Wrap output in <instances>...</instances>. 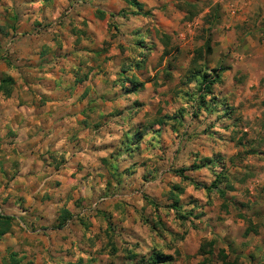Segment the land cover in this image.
Masks as SVG:
<instances>
[{"label":"rangeland","instance_id":"rangeland-1","mask_svg":"<svg viewBox=\"0 0 264 264\" xmlns=\"http://www.w3.org/2000/svg\"><path fill=\"white\" fill-rule=\"evenodd\" d=\"M163 1L147 0L151 17H133L121 0H0V79L10 76L12 89L44 97L59 66L79 97L92 90L83 92L77 81L91 78L97 99L85 109L96 135L82 137L71 126L61 136L41 123L17 169H8L21 176L16 183L7 179L0 195V211L17 219L0 238V264H9L11 254L23 257L20 264L47 257L51 264H145L154 253L172 257L166 264H200L198 249L210 241L213 256L203 264H220L222 249L239 264L255 260L243 243H264V60L256 58L264 45L255 39L264 38V30L246 37L256 21H233L226 12L234 0H191L192 7ZM207 11L220 17L210 31ZM207 34L212 52L198 62L208 75L225 69L211 87L222 106L209 101V111L195 112L186 95L196 90L187 83L188 69ZM37 55L44 67L31 72L27 65ZM131 76L142 84L135 93H127ZM20 81L30 87L18 88ZM78 98L74 106L81 105ZM70 142L72 152H63ZM204 158L232 185L224 198L206 189L213 170L194 169ZM59 181L71 216L57 238L50 230L61 225L58 211L44 215L34 199L47 204L59 193ZM36 210L44 222L35 223ZM39 227L47 231L39 235Z\"/></svg>","mask_w":264,"mask_h":264},{"label":"crops","instance_id":"crops-1","mask_svg":"<svg viewBox=\"0 0 264 264\" xmlns=\"http://www.w3.org/2000/svg\"><path fill=\"white\" fill-rule=\"evenodd\" d=\"M138 1L144 6L145 4L148 6L151 5L147 2V0H145L144 2H142V0ZM166 2H168V0L163 1V3ZM177 2L186 5L192 3L191 0H176V3ZM169 5V8L173 7L172 3ZM227 7L228 10L226 13L230 17H232L233 21L238 18H241L240 26H244V24L247 23L248 17L255 18L254 20L256 21V23H254L252 27H248L245 31L246 37L255 32L263 33L264 29H260V27H262L264 24V0H234L229 1ZM208 13L209 11H207V14ZM253 14L255 15V17H253ZM225 22L222 20V23ZM230 22L232 23V20ZM227 26L229 27L230 23ZM231 31H235V28H233ZM31 37L33 38V35H31ZM255 39H257V43L260 40L261 43L264 45L263 36ZM220 47H222V45ZM224 48L225 47L223 45V49ZM30 53L34 55L33 50H31ZM36 57L37 59L33 58L32 61L29 62L32 63L30 65H27L29 71L31 72L32 70H35V72L42 71L44 67L43 64H40L38 62L40 61L38 58L39 55H37ZM258 57L264 60V54H257L256 58ZM261 64L264 65V62ZM58 70L59 66H57L54 70L55 74L54 80L52 81L53 85L48 93V96L46 95L44 97H36L33 94V96H30L29 93L21 94V92H19L18 90H14V88L12 89V92L9 97H5L2 95V93H0V195L4 192L5 183H16V178L21 176L18 170L15 171V173L10 172L9 174L8 169H17V165L20 163V161L23 160L24 157V155L21 154V152H23L22 149L26 144L32 143V140H34L35 137V130L39 129V127L37 128V126H41V123L47 125L48 128H53L54 131L56 133H59V135L61 136L68 135L72 131L71 126H73L75 131L84 132L82 137L89 136L90 134L91 136L96 135L95 133H97L96 124L94 125V123L91 121V117L93 116L92 113L88 112V107L87 110H85L87 104H90L93 99H95V104L97 101L95 97H91V93H93L94 87L92 84V79L85 77V79H83L82 81H77L76 85L79 86L80 84H83V92L86 91L88 88L92 90L91 93L85 92L79 97V95H75L76 93L69 89L68 84L63 81V76L60 72H58ZM259 72L264 73V68ZM19 84L17 85L18 88L21 87L23 89H26L27 87H30V82L28 81H26L24 85H22L21 81ZM71 88H73V86ZM31 91H33V89H31ZM18 93H20V95H18ZM77 98L79 104H81L80 106H74L72 104L75 102V100H77ZM40 105L42 107H40ZM261 118L264 122V118L262 116ZM21 137H24V141ZM56 140L57 138L55 139V141ZM72 145L73 142H70L69 144H62L61 150L63 152L67 150L69 151V149L72 148ZM66 154L67 156H71L70 153ZM76 159L80 161L79 158L76 157ZM66 160L68 159L66 158ZM20 166L22 167V165ZM32 166L36 167L39 170L41 165H38V162H32ZM58 172L59 171H57V173ZM36 177L37 179L41 178L39 174H37ZM7 179H11V181L7 182ZM76 185H78V183H76ZM59 187V193L54 192L53 197L49 198V202L47 204H44V206H42V200L40 198L37 199V197H35L34 201H36V203L39 205L41 204V208L43 209L42 211L44 212V215L54 213V210L58 211V213L55 214L59 216L61 215V211L63 209L67 210L69 213L71 212V209H69V205L63 206L65 203L69 202V196L67 198L60 197V193L63 190V181H59ZM38 190L39 189H36L35 191L39 192ZM10 191L11 189H8V192ZM26 200L28 201L29 199ZM74 200L75 198L72 201ZM99 200L102 201V199ZM61 202L63 203L61 207L58 208ZM82 202H85V200H83ZM93 205L96 206V203ZM44 209H46V212L44 211ZM34 214L35 223L44 222L42 217L43 213L41 212V210H36V213L34 212ZM16 220L17 219L15 217V221ZM18 221L22 222L20 218H18ZM64 223L65 222L62 223V226L60 228L50 230L53 233L55 232L54 236H57V238H59V235L56 234V231L60 232L62 229H64L66 225ZM43 228L44 227L37 228L36 231H39V235H42L44 232L47 231V228ZM261 240H264V237ZM61 241L62 240H56L54 241V243H60ZM243 245H247L246 253L254 254L255 258L254 261H251L252 258H249L250 260L247 262V264H264V243H243ZM252 254L250 255V257L253 256ZM22 258L23 257H21V261ZM47 258H37L35 263H37V261L39 260L38 264H51L52 259L50 257Z\"/></svg>","mask_w":264,"mask_h":264},{"label":"trees","instance_id":"trees-1","mask_svg":"<svg viewBox=\"0 0 264 264\" xmlns=\"http://www.w3.org/2000/svg\"><path fill=\"white\" fill-rule=\"evenodd\" d=\"M129 9L130 15L133 17H151L152 13L145 9L144 5L140 3L138 0H121ZM186 6L192 7V4H187ZM100 18H103V13H100ZM210 18V20L208 19ZM206 19H208L207 24H209L207 30L210 31L212 28V22L216 21L215 24H218V20L220 17L216 14H211V12L208 13L206 16ZM207 31V33H208ZM168 38V37H165ZM211 39L209 34H207V38L204 39L203 44L199 49H197L196 54L197 58H194L191 60L190 67L188 69L189 75L187 77V83H193L195 84V93H186V95L191 98L193 103L197 105L198 107L196 109L203 108L206 111H209L211 109L209 105L210 103H213V107L217 108L218 106H222V104L217 100H214L215 97L212 96L211 87L216 84L218 81H220L221 74L224 72L223 67H219L218 70H214L211 75H208V72L205 70L202 64H199L198 60H203V55H210L212 52V48L210 45ZM135 69L140 70L141 65L138 63V61H135L134 65ZM124 72V71H123ZM125 80L129 82L132 85V89H128L127 93H135L137 92L140 87H142V84L137 82L133 76L126 77ZM82 80H78L80 82ZM14 84V80L10 76H6L0 79V93H2L3 96L9 97L12 92V86ZM210 97L208 103L206 102V98ZM211 98H213L211 100ZM194 112V113H195ZM225 112V111H224ZM228 114V113H227ZM165 119L175 120L178 121L176 116L169 117L166 116ZM164 121L160 120L157 121V124L161 125ZM139 137V135H138ZM220 159H218L217 162H219ZM215 161H211L209 159H202L200 165L194 166V169H199L204 166H208L211 170L214 169ZM222 167V166H221ZM221 172V171H220ZM216 173L213 170L214 173V181L211 183L209 187H206L208 190H215L219 194L221 198H224L225 191H233L232 185L229 183L227 178L222 173ZM180 177H183V170L175 171ZM224 183V190L221 188V184ZM176 189V187H175ZM172 196L175 197L173 194ZM176 201V200H175ZM174 208L177 210L176 203L174 204ZM71 215L70 213L63 209L61 211V215L59 217L60 224L56 228H60L62 226L63 222H66L67 218H69ZM15 217L12 215L3 214L0 211V238H2L4 235L9 234L12 230V227L14 226ZM214 242H205L201 243L199 249H198V255L203 258L200 264H203L204 262L208 261L210 257L213 256V248H214ZM10 263L9 264H20V259L16 258V254H11L9 257ZM216 260L220 262V264H239L238 260L236 258L230 259L229 254L226 253L223 249L219 250L216 254ZM172 261V257L163 255L161 253H154L152 257L148 259V261L145 264H166ZM211 262H208L210 264Z\"/></svg>","mask_w":264,"mask_h":264}]
</instances>
